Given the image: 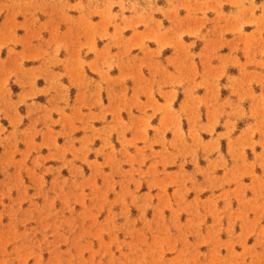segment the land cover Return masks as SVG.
<instances>
[{
	"label": "rangeland",
	"instance_id": "rangeland-1",
	"mask_svg": "<svg viewBox=\"0 0 264 264\" xmlns=\"http://www.w3.org/2000/svg\"><path fill=\"white\" fill-rule=\"evenodd\" d=\"M0 264H264V0H0Z\"/></svg>",
	"mask_w": 264,
	"mask_h": 264
},
{
	"label": "snow or ice",
	"instance_id": "snow-or-ice-1",
	"mask_svg": "<svg viewBox=\"0 0 264 264\" xmlns=\"http://www.w3.org/2000/svg\"><path fill=\"white\" fill-rule=\"evenodd\" d=\"M249 243H250V241H249Z\"/></svg>",
	"mask_w": 264,
	"mask_h": 264
}]
</instances>
